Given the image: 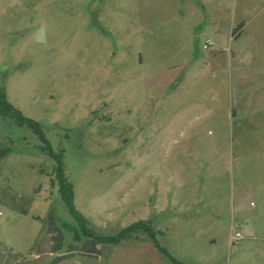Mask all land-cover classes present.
<instances>
[{
    "label": "rangeland",
    "instance_id": "rangeland-1",
    "mask_svg": "<svg viewBox=\"0 0 264 264\" xmlns=\"http://www.w3.org/2000/svg\"><path fill=\"white\" fill-rule=\"evenodd\" d=\"M0 80L96 232L149 220L186 263L264 264V0H0ZM45 146L0 116V264H172L144 231L72 251Z\"/></svg>",
    "mask_w": 264,
    "mask_h": 264
},
{
    "label": "trees",
    "instance_id": "trees-1",
    "mask_svg": "<svg viewBox=\"0 0 264 264\" xmlns=\"http://www.w3.org/2000/svg\"><path fill=\"white\" fill-rule=\"evenodd\" d=\"M243 24H240L233 31V34H241ZM0 116L4 120H9L17 126L27 125L35 133H37L45 142V151L56 161L55 173L56 179L59 183V189L69 213L75 220V225H64V227L71 229L74 232L75 240L81 243L79 246L70 244L72 251L80 250L85 253H98L99 245H119L122 241L130 238L136 231H144L149 236L152 243L156 245L161 253H163L172 264H189L176 258L165 246L161 245L158 240V232L149 220H138L113 234H101L96 232L89 226L88 220L76 208L74 203L73 185L65 175L63 168L62 152L56 153L52 150L49 142L45 139L43 129L38 121L33 118L25 116L18 108L11 104L7 98L6 89L0 80ZM47 228L52 240L51 252H57L63 249L65 233L57 224L54 208H51L47 217Z\"/></svg>",
    "mask_w": 264,
    "mask_h": 264
},
{
    "label": "clouds",
    "instance_id": "clouds-1",
    "mask_svg": "<svg viewBox=\"0 0 264 264\" xmlns=\"http://www.w3.org/2000/svg\"><path fill=\"white\" fill-rule=\"evenodd\" d=\"M33 39L37 44H46V42H47V26L41 25L33 34Z\"/></svg>",
    "mask_w": 264,
    "mask_h": 264
},
{
    "label": "crops",
    "instance_id": "crops-1",
    "mask_svg": "<svg viewBox=\"0 0 264 264\" xmlns=\"http://www.w3.org/2000/svg\"><path fill=\"white\" fill-rule=\"evenodd\" d=\"M242 17H240L239 18V20L240 21H242V20H244L243 18L241 19ZM234 22H235V20H234ZM243 22V27H244V24H245V22L244 21H242ZM236 28V25H235V23H231V35H230V40H232V39H234V38H236V36H238V34H233V31H234V29ZM229 32V30H228V33H230ZM243 33V28H242V32H241V34ZM216 34L217 35H224V32L223 31H221V29L220 28H216ZM241 34L239 35V36H241ZM208 41L212 44V41L210 40V39H208Z\"/></svg>",
    "mask_w": 264,
    "mask_h": 264
},
{
    "label": "built area",
    "instance_id": "built-area-1",
    "mask_svg": "<svg viewBox=\"0 0 264 264\" xmlns=\"http://www.w3.org/2000/svg\"><path fill=\"white\" fill-rule=\"evenodd\" d=\"M208 44H210V42H208ZM205 47H207V45H205ZM232 238L233 239H240L241 238V234L239 232H236L235 234H233Z\"/></svg>",
    "mask_w": 264,
    "mask_h": 264
}]
</instances>
